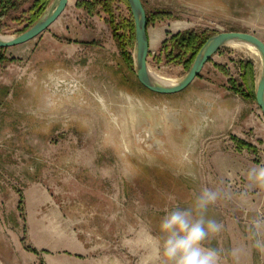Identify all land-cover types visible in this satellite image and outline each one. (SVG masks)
Segmentation results:
<instances>
[{"label": "rangeland", "instance_id": "rangeland-1", "mask_svg": "<svg viewBox=\"0 0 264 264\" xmlns=\"http://www.w3.org/2000/svg\"><path fill=\"white\" fill-rule=\"evenodd\" d=\"M34 1L3 18L0 34L18 35ZM77 1L39 37L3 52L0 264H153L160 217L205 186L229 194L209 210L223 230L207 245H245L250 218L264 213V191L248 189L246 181L250 168L264 165V116L256 100L236 96L232 87L243 85L242 65L249 62L256 93L259 56L224 47L186 90L154 94L140 85L114 36L119 23L130 20L126 4L112 0L107 12L99 7L88 14ZM182 4L153 0L147 7L156 17L148 27L149 68L174 82L189 70L162 52L171 35L241 30L234 11L223 17L207 0L198 12ZM133 49L127 50L132 56ZM221 93L226 108L243 109L240 120L219 115L224 107L218 103L211 106ZM237 135L256 152L234 146ZM240 165L244 173L237 172ZM74 239L90 254H74ZM224 264L237 262L226 256ZM239 264L264 259L253 251Z\"/></svg>", "mask_w": 264, "mask_h": 264}, {"label": "clouds", "instance_id": "clouds-1", "mask_svg": "<svg viewBox=\"0 0 264 264\" xmlns=\"http://www.w3.org/2000/svg\"><path fill=\"white\" fill-rule=\"evenodd\" d=\"M186 174L195 179L193 171ZM246 181L248 189L264 191V165L250 168ZM227 195L218 187L205 186L193 190L185 206L176 204L167 210L159 219V235L152 238L153 264H224L226 256H231L239 264L242 256L253 251L264 259V213H256L250 218L245 245L231 250L207 245L223 230L222 223L210 216L209 210ZM240 198L247 203L246 193Z\"/></svg>", "mask_w": 264, "mask_h": 264}, {"label": "water", "instance_id": "water-1", "mask_svg": "<svg viewBox=\"0 0 264 264\" xmlns=\"http://www.w3.org/2000/svg\"><path fill=\"white\" fill-rule=\"evenodd\" d=\"M134 22V70L138 82L146 90L158 95H175L186 90L201 74L205 65L222 48L240 45L257 52L261 70L256 86L255 99L264 116V42L255 35L246 32H220L212 35L197 54L190 70L178 82L168 79L158 80L149 68L150 39L147 29V14L142 0H126ZM69 0H52L38 21L26 31L16 36L0 34V48L8 49L23 45L44 33L64 13ZM1 92V77H0Z\"/></svg>", "mask_w": 264, "mask_h": 264}, {"label": "trees", "instance_id": "trees-1", "mask_svg": "<svg viewBox=\"0 0 264 264\" xmlns=\"http://www.w3.org/2000/svg\"><path fill=\"white\" fill-rule=\"evenodd\" d=\"M51 1L52 0H35L34 1L32 7L28 10L29 24L20 33L29 29L31 26H33L38 21V19L44 13V11L49 6ZM110 1L112 0L78 1L76 3V7L79 9H83L88 14H94L96 9L99 7L103 11L107 12V8L110 5ZM122 1L129 8L127 1L126 0H122ZM24 2L25 0H0V22L3 18L7 17L12 11L19 10ZM146 14H147V29H148L152 20H155L156 17L150 18V15L147 11H146ZM160 14L161 15H159V19L166 18L165 14H162V13ZM114 23L115 21H112L111 25ZM120 28L123 30V33L121 34L118 33L119 32L118 30ZM127 30H129L130 32L128 36L125 33V31ZM214 34H217V32L208 35L205 32L201 34H197L195 32L186 31V32L171 35L170 38L164 41L162 52L163 50L167 51L168 53L167 57H169L171 61H175L178 64H182L185 66L187 70H190L200 49L203 47L206 41ZM114 36L119 44L122 54L126 55L127 57L126 59L129 64V68L131 69L132 72L135 73L133 56L131 53L127 51L129 48H133L134 39H135L134 22H133V17L131 15V11H130V20L122 21L121 23H119V28L114 29ZM4 51L5 49L0 48V63H2L3 60L5 59L3 55ZM242 69L244 72L243 73V85H240L238 87L234 86L232 88L233 90H235L236 93H239L244 99L247 100V99L253 98L254 100H256L255 94L252 91V88L254 85L253 65L249 62L245 63L244 65H242ZM198 77H200V75ZM232 140L234 141V143L236 144L239 150L246 149L248 151H253L254 153L256 152L253 149L251 144L245 141H242L240 139H237L235 137H233Z\"/></svg>", "mask_w": 264, "mask_h": 264}, {"label": "crops", "instance_id": "crops-1", "mask_svg": "<svg viewBox=\"0 0 264 264\" xmlns=\"http://www.w3.org/2000/svg\"><path fill=\"white\" fill-rule=\"evenodd\" d=\"M78 1H82V0H78ZM152 1L153 0H142L146 11L148 10L147 7H149L151 5ZM207 1L211 2V4L209 6H211L213 9H217V8L221 7L223 17H225V16L230 17L231 12L234 11L233 13H236L238 16L237 25L241 29L239 32L252 33L257 38H259L260 40H262L264 42V0H207ZM183 2H184V4H182L183 9L198 12L199 7H200L199 6L200 0H183ZM215 2H218V5ZM148 34H149V32H148ZM149 39H150V37H149ZM150 46H151V40H150ZM226 93L228 95H231L230 92H228L227 90H226ZM234 94H236V96L238 95V93H234ZM222 95H223V93L216 94L215 98L218 100L216 102L212 101L213 103H210L211 106L214 107V106H216L215 104L218 103L219 107H222V106L224 107L223 108L224 112L219 113V115H233L236 119L235 121L240 120L241 119L240 117L242 115H245V112H243V109H241V110L234 109V111H232L231 109L226 108V105L224 103L220 102V101H222ZM205 115H214V114L211 111H208L207 113H205ZM232 125H233V123H232ZM236 137H238L240 140L241 139L244 140L242 137H240L238 135ZM232 143L234 146H236V144L234 142H232ZM240 151H244V150H240ZM236 154H238V156L240 155L239 152H237ZM224 158L225 157L223 156V159ZM244 168L245 167L240 165L237 168V170H238L237 172L238 173H244L246 170ZM71 242L73 245L77 246V251L74 252V254H77L80 256H85V255L90 254V249L84 247V245L78 243L75 239L71 240Z\"/></svg>", "mask_w": 264, "mask_h": 264}, {"label": "bare ground", "instance_id": "bare-ground-1", "mask_svg": "<svg viewBox=\"0 0 264 264\" xmlns=\"http://www.w3.org/2000/svg\"><path fill=\"white\" fill-rule=\"evenodd\" d=\"M235 46H239V47H243V46H240V45H235ZM249 50H251V51H253V52H255L256 54H257V52L256 51H254L253 49H251V48H248ZM152 74L154 75V77L155 78H157L158 80H164V76L162 77V76H160V75H158V74H156V73H153L152 72Z\"/></svg>", "mask_w": 264, "mask_h": 264}]
</instances>
